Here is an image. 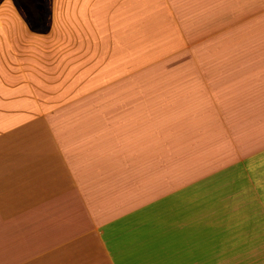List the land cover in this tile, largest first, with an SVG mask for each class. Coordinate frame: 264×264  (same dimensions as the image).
<instances>
[{"label":"crops","instance_id":"0c3cea01","mask_svg":"<svg viewBox=\"0 0 264 264\" xmlns=\"http://www.w3.org/2000/svg\"><path fill=\"white\" fill-rule=\"evenodd\" d=\"M15 10L0 264H264V0H61L40 34ZM148 11L183 34L236 21L147 61Z\"/></svg>","mask_w":264,"mask_h":264},{"label":"rangeland","instance_id":"374dc122","mask_svg":"<svg viewBox=\"0 0 264 264\" xmlns=\"http://www.w3.org/2000/svg\"><path fill=\"white\" fill-rule=\"evenodd\" d=\"M60 3H61V0H48V11L51 12L50 14L51 20H49L50 19L49 18L48 21H46V24L42 27L40 26L32 27L30 25L33 28L34 33L40 34V33L47 32L48 30H50L47 28L48 24H51V28H53L52 27V24L54 23L53 20L55 17H57V14L60 8ZM2 5H9L14 10L16 9L15 11H21L22 14L24 15V18H26V21L28 24L30 23L24 11H38V7L35 6L33 0H0V6ZM41 5L42 3H40L39 9L45 10V4H43V7ZM163 12L165 11H148L146 12V14L152 18V15L157 14L158 16L159 14H164ZM199 12L200 11H193V13H190L187 15V18L188 19L190 17L200 18L199 15L197 17V14H199ZM168 13L169 12H167V14ZM230 16L231 15L229 14H225L222 19L221 17L216 16L214 13H212V11H210L209 15L207 16V19L210 25V29L207 32V36L204 33H201L200 31H195V30L193 31L190 30L184 34L179 31H174L173 28H176L177 26H175L171 22L170 19L162 18V17L160 18V16L155 17L156 22H154L152 19H146L145 25H144L146 28L145 32L150 33V39L148 41L147 39H145V48L144 47L143 48L145 50V54L148 55L146 57L147 61L149 60L150 56L151 57L156 56L157 58L162 57L164 55H170L171 57H175V58L184 57L186 55V51H187L186 45L188 43H191L194 40H200V39H205V38L216 39L217 38L216 28L236 21V20H233L232 16L231 17ZM127 17H129V15H127ZM218 19H221V20H218ZM241 19H242V22H244L243 20L244 17H242ZM246 20H247V17H246ZM162 25H163V28L161 29V31H159ZM187 26L188 25H186L185 28H187ZM210 188L205 189V190H209L210 192L209 194L211 196L215 194V191L211 193L212 189Z\"/></svg>","mask_w":264,"mask_h":264},{"label":"trees","instance_id":"16d2710c","mask_svg":"<svg viewBox=\"0 0 264 264\" xmlns=\"http://www.w3.org/2000/svg\"><path fill=\"white\" fill-rule=\"evenodd\" d=\"M35 6L38 7V11H24L30 25L33 26H44L48 19L49 11H48V0H33ZM40 3L45 4V10L39 9ZM34 23V24H33Z\"/></svg>","mask_w":264,"mask_h":264}]
</instances>
